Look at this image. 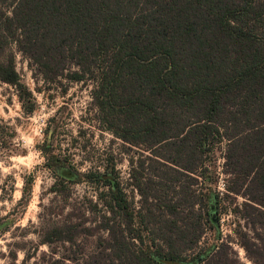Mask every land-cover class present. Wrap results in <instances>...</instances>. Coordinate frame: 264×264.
<instances>
[{
	"label": "trees",
	"instance_id": "obj_1",
	"mask_svg": "<svg viewBox=\"0 0 264 264\" xmlns=\"http://www.w3.org/2000/svg\"><path fill=\"white\" fill-rule=\"evenodd\" d=\"M11 43L46 82L91 81L102 128L148 154L130 160L135 210L115 164L81 174L44 149L62 180L67 171L75 184L106 190L98 196L100 255L113 264L204 260L190 254L205 225L218 228L221 208L219 195L195 188L224 138L227 192L248 200L241 215L254 235L237 236L253 264H264V0H0V57ZM0 82L33 111L12 56L0 59ZM83 233L92 235L80 225L55 226L41 243L74 246Z\"/></svg>",
	"mask_w": 264,
	"mask_h": 264
},
{
	"label": "rangeland",
	"instance_id": "obj_2",
	"mask_svg": "<svg viewBox=\"0 0 264 264\" xmlns=\"http://www.w3.org/2000/svg\"><path fill=\"white\" fill-rule=\"evenodd\" d=\"M10 56L35 106L26 112L15 87L0 82V264H48L55 259L87 264L91 255H97L95 264H113L106 255H100L98 242L99 237H106L97 228L105 211L98 196L106 190L84 181L75 184V176L67 171H63L66 179L62 180L61 171L48 167L44 149L65 158L81 174L102 171L108 162L115 164L119 182L135 210L140 198L130 186V160L136 163L142 154H148L143 147L124 144L102 128L92 102L91 81L46 82L14 43L6 47L0 59ZM227 144L220 138L213 145L195 188L202 194L209 190L213 197L219 195L221 208L218 228L211 230L205 225L199 245L190 254L195 257L202 252L204 260L197 264H213L215 260L253 264L237 236L239 230L254 236L241 215L242 204L248 200L227 192L231 180L225 166ZM64 224L89 228L92 235H79L74 246L41 243L47 230Z\"/></svg>",
	"mask_w": 264,
	"mask_h": 264
}]
</instances>
